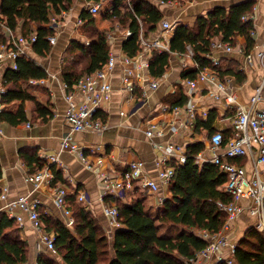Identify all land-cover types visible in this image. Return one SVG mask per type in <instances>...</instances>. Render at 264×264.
Wrapping results in <instances>:
<instances>
[{
    "label": "trees",
    "instance_id": "obj_1",
    "mask_svg": "<svg viewBox=\"0 0 264 264\" xmlns=\"http://www.w3.org/2000/svg\"><path fill=\"white\" fill-rule=\"evenodd\" d=\"M74 0H1L0 2V44L9 37L5 31L8 27L13 33H22L29 37L36 34L32 46L40 55H46L52 49L49 37L55 34L51 26L52 15L59 16L68 11ZM98 1V0H95ZM163 2L174 0H113L104 12L105 18L115 21L123 28H130L132 35L123 42V51L135 56L141 50L139 34L141 28L145 33H157L164 19ZM257 0H235L228 5L217 4L206 13L199 14L193 23L179 22L170 41V50L154 52L150 60V72L161 77L169 69L174 54L187 52L188 46L193 50V59L200 68L213 65L204 55L209 51L214 38H221L235 44L237 36L246 40V50L255 45L254 20L242 17L254 11ZM89 36V43L80 39L70 41L66 50L63 66V80L73 85L82 75L103 67L110 53L107 32L96 27V18L89 12H83ZM79 55L81 62L75 60ZM25 60V59H24ZM238 61L232 68L218 67L219 74L236 76L238 82L245 80L246 74L239 70ZM200 68L187 67L181 72L182 79L194 78ZM48 76L45 68L35 60L26 58L25 70H14L7 67L5 71L2 103L11 104L19 100L16 111L3 110L0 120L11 125L29 121L25 109L26 100L34 102L38 116L47 120L53 116L49 105L36 100L24 83L30 79H41ZM188 100L182 86L170 94L165 101L172 106H182ZM217 113L211 112L208 118L198 117L194 132L203 129L214 131L213 126ZM107 119V114H102ZM205 147L203 141L187 144V159L178 163L173 159L176 173L166 195L159 206L148 205L142 194L121 198L108 195L116 203L121 225L107 233L99 218L78 202L77 194L68 193L67 204L72 207L75 222L66 225L65 220L53 218L42 213L41 220L46 231H55L54 254H40L38 264H185L186 259L193 257L208 244V239L200 231L219 232L225 223L226 214L219 207V202H230L232 196L223 185L226 175L220 172L217 165L207 162L202 168L196 163V157ZM24 161L34 168L44 167V161L36 153H22ZM240 162V160H236ZM49 166L55 174V183L64 181L61 171L55 165ZM3 166L0 159V178ZM28 243L20 235L18 222L0 212V264H27ZM235 264H264V229L249 226L239 237L233 255ZM214 264H228L221 259Z\"/></svg>",
    "mask_w": 264,
    "mask_h": 264
},
{
    "label": "built area",
    "instance_id": "obj_2",
    "mask_svg": "<svg viewBox=\"0 0 264 264\" xmlns=\"http://www.w3.org/2000/svg\"><path fill=\"white\" fill-rule=\"evenodd\" d=\"M176 1H161V4H172ZM103 6L104 0H89L86 3V9L93 15L102 13ZM242 18L244 20L253 18L254 20L255 13L253 11ZM58 23L59 17L52 16L50 25L55 28V31L58 28ZM82 24L83 20L80 19L77 25ZM177 25V20L163 19L157 33H145L141 28L139 34L141 50L137 55L129 56L124 53L119 56L110 50L108 60L103 67L82 75L73 85L64 83L65 98L68 103L65 121L72 132L101 133L107 128L106 120L103 119L102 114L112 99L114 89L112 78L119 63L125 65L120 73V89L124 94L123 100L142 103L148 100L149 90H155L160 86V78L150 72V60L154 52L170 50V41ZM5 31L9 39L0 44V66L4 64L14 70H20L22 60L26 57L25 48L33 44L36 34L32 33L26 37L20 32L13 33L8 27L5 28ZM131 35L132 30L125 29V39ZM252 35L256 40V30L252 31ZM49 39L54 43L56 33ZM86 43H89V40ZM234 50V45L231 42L219 37L214 38L209 51L204 55L213 65L200 68V64L193 59L191 46H188L187 55L193 59V65L190 66L183 62V69L187 67L200 68L196 77L187 78L184 83L187 97L195 99V102L182 106L161 104L158 110L170 114L171 119L162 121L149 119L144 129L146 136L152 140L159 151L155 158L158 181L150 178L146 173V162L141 158H134L129 162L122 163L121 158L117 154H113V150H109L105 144H94L89 147L92 153L98 152L104 156H110L115 162L114 166L116 167H113L111 171L106 168L107 172L103 171L99 174L103 180V195H115L125 199L126 195L130 191H134L137 185L149 193L157 194L159 190L164 192V186L169 191L176 173V167L172 160L174 159L177 164L186 162L187 145L173 140L154 142L153 139L177 134L182 128L193 130L198 117L208 118L213 110L206 109L200 114L197 111L198 95L205 94V90L210 98L220 102L224 109L220 115L222 120L230 122V132L226 135L222 128L210 132L204 140L210 156H206L203 149L198 153L196 163L200 168L207 162L218 166L220 172L227 177L223 188L232 196V200L219 202V207L226 214L223 228L217 233L202 230L201 234L208 239V244L193 257L186 259L185 264H214L221 259H227L228 264H235L233 255L240 237L237 222L244 214L255 219L253 226L264 229V39L258 45L255 42L250 51L243 47L239 49L245 53V61L240 65L239 70L245 74L248 70L256 67L263 70L259 83L247 101L241 100L233 78L223 77L218 71L222 60L216 55V51L231 53ZM30 82L38 84L39 82L43 83L44 80L42 78L31 79ZM205 82H211L214 87L206 88L203 85ZM77 95H80L79 99L76 98ZM124 113L125 111H122V114ZM61 149L76 153L87 168L93 167L92 163L87 160L88 157L85 153L87 147L78 143L71 136L62 139ZM58 160L59 155L50 156V162L55 163ZM236 160H240V162H236ZM110 172L115 173V176ZM26 179L36 187L52 186L54 201L62 212L66 225L73 226L75 218L66 201V196L69 193L68 187L58 182L55 183V174L52 169L46 165L28 174ZM0 196L6 199V192ZM165 197L164 193L158 196L157 206L162 204ZM78 199L80 202H84L86 196L80 194ZM40 205V199L25 195L7 202L1 207L0 212L7 213L21 226L29 222L38 234V246L54 253L56 234L45 230L40 218ZM104 214L109 222L107 233L111 234L115 228L121 225L116 204L105 205ZM225 249H227L228 255L223 258L222 254ZM35 264H38V261Z\"/></svg>",
    "mask_w": 264,
    "mask_h": 264
},
{
    "label": "crops",
    "instance_id": "obj_3",
    "mask_svg": "<svg viewBox=\"0 0 264 264\" xmlns=\"http://www.w3.org/2000/svg\"><path fill=\"white\" fill-rule=\"evenodd\" d=\"M88 1L74 0L71 8L65 11L63 15L58 16L59 23L55 32L56 41L52 43V49L46 55L37 54L32 44L25 48L26 57L24 58L25 60H22L21 71L25 70L26 58H31L46 69L48 76L42 78L44 80L43 83L32 84L30 79L24 85L28 87V90L36 97V100L49 105L53 116L44 120L42 116H38L34 102L26 100L25 109L29 117L28 122L14 126L0 120V159L3 166V175L0 178V195L3 192H6L7 195L6 199L0 196V209L9 201L17 199L20 196L29 195L32 198L41 200V214L45 213L53 218L64 220L62 212L54 201L53 187L49 185L36 187L27 181V175L39 169L28 165L22 158V153L29 151L30 153H36L44 161V166L49 164L55 165L61 171L64 178V181L59 180L58 183L66 185L70 194L75 193L78 196L84 194L86 200L80 202L78 199L77 201L87 206L99 218L106 230H108L109 222L104 214V206L115 202L103 195V180L99 174L103 171L107 172L106 168H108V171H111L116 166H114L115 162L110 156H104L98 152L92 153L89 147H92L94 144H105L109 150H113V154H117L121 158L122 163L129 162L134 158H141L146 162V173L150 178L158 181L155 158L159 151L154 146L152 140L146 136L144 129L149 119L153 118L154 121L171 119L170 114L160 112L158 109L164 103L172 105L165 100L170 94L175 93L179 86H182L183 92L186 95L185 79L181 77L183 70L182 63L186 62L191 66L193 65V59L187 55V52L174 54L170 60L169 69L159 77L160 86L155 90H149L150 96L144 103L140 101L125 102L123 100L124 94L120 89V73L125 65L119 63L114 70L112 78L114 87L112 99L105 109L107 128L101 133L72 132L65 121L68 103L65 98L66 89L63 80V66L70 41L80 39L86 42L89 40L88 38L86 40V37L80 32V30L88 28L82 16L84 11L88 12L86 9ZM104 1L106 2V0ZM231 2H235V0H177L172 4L162 5L161 9L164 13V19L170 21L177 20L178 23L181 21L193 23L199 14L206 13L209 8L217 4L228 5ZM110 5L106 8L104 7V10L110 7ZM254 13L256 45H258L264 39V0H257ZM94 16L96 18V27L101 30L110 29V26L113 25L111 20L105 18L103 11ZM80 19L83 20V24L78 26L77 22ZM115 25H118V23L116 22ZM124 32L125 28L122 26H116V28L107 31L111 51L119 56L124 54L122 47L125 40ZM233 45L235 49L233 52L216 51V55L221 58L222 66L225 65V68H232L235 61H238L239 65L237 68L239 69L240 65L245 61V53L239 49L240 47L246 49V40L243 36L238 35ZM6 69V65L0 66V112L3 110L16 111L21 104L19 100L11 104L2 103V92L6 88L4 85ZM262 74L263 70L256 67L248 70L245 80L242 82H238L236 76H224L233 78L239 90L241 100L247 101L259 83ZM203 85L206 88L214 87L211 82H205ZM198 96V114L206 109L213 110V112L217 113L213 126L215 129H224L225 134L228 135L230 132V122L222 120L220 113L224 109L220 102L210 98L207 90H205V94H199ZM76 98L79 99L80 95H77ZM193 102H195V99L188 98L184 105H191ZM122 111H125V113L122 114ZM210 132L212 131L203 129L200 133H195L194 129L182 128L177 134L155 138L153 141L165 142L166 140H173L187 145L197 140L204 142ZM66 136H71L78 143L87 147L85 153L88 157V162H91L93 165L92 168H87L86 164L81 161L76 153L61 149V141ZM204 150L205 155L210 156L206 146ZM53 155H59V160L55 163L50 162V156ZM110 173L115 176V173ZM139 187L137 185L136 189L130 191L127 196H133ZM141 189L143 190V188ZM164 189V192H162L163 190H159L157 194L146 192L148 196H144L145 201L149 200V205L157 206L158 196L163 193L164 195L169 194L166 186H164ZM69 208L71 209L72 207L69 206ZM241 218L248 221H253L254 219L247 214H244ZM18 226L21 237L28 243L27 264H35L40 254L52 253L38 246V234L29 222L24 226L19 224ZM51 232L55 233L53 230ZM222 255L223 258L227 257V249L224 250Z\"/></svg>",
    "mask_w": 264,
    "mask_h": 264
},
{
    "label": "rangeland",
    "instance_id": "obj_4",
    "mask_svg": "<svg viewBox=\"0 0 264 264\" xmlns=\"http://www.w3.org/2000/svg\"><path fill=\"white\" fill-rule=\"evenodd\" d=\"M112 2H113V0H106V2L104 1V6H103V7L106 8L109 4H112ZM105 8H104V9H105ZM104 9H103V12L107 11V10H104ZM114 22H115V21H112V24H113V25L110 26V29H114V28H116V26H120V24L115 25ZM110 29H107V30H105V31H106V32H107V31H110ZM80 32L83 34L84 37H86V40H87V38L89 39L90 34L92 35L91 30L88 31V28L83 29V30H80ZM78 56H79V55H76L75 60H79V61H77V62H81ZM136 194H142L143 196H148V194H147L144 190H142L141 188H138V192H137ZM144 194H145V195H144ZM127 195H128V194H127ZM146 203L149 205V200L146 201ZM253 223H254V219H253V221H248L247 219L242 220V218H240V219L238 220V223H237V227L239 228V234H240V236L243 234V232L245 231L246 228H248L249 226H253V225H252ZM244 228H245V229H244ZM53 254H54V253H53Z\"/></svg>",
    "mask_w": 264,
    "mask_h": 264
}]
</instances>
